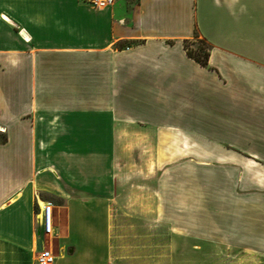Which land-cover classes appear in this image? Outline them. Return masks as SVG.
Returning <instances> with one entry per match:
<instances>
[{
    "label": "crops",
    "instance_id": "0c3cea01",
    "mask_svg": "<svg viewBox=\"0 0 264 264\" xmlns=\"http://www.w3.org/2000/svg\"><path fill=\"white\" fill-rule=\"evenodd\" d=\"M0 131V264H264V0H0Z\"/></svg>",
    "mask_w": 264,
    "mask_h": 264
},
{
    "label": "built area",
    "instance_id": "2783aa9c",
    "mask_svg": "<svg viewBox=\"0 0 264 264\" xmlns=\"http://www.w3.org/2000/svg\"><path fill=\"white\" fill-rule=\"evenodd\" d=\"M96 6H106L114 3V0H90ZM36 221L38 225V236L40 247L36 255L37 264H54L56 255L52 248L45 243L46 237H51L54 233V206L52 202H46L37 212Z\"/></svg>",
    "mask_w": 264,
    "mask_h": 264
},
{
    "label": "trees",
    "instance_id": "16d2710c",
    "mask_svg": "<svg viewBox=\"0 0 264 264\" xmlns=\"http://www.w3.org/2000/svg\"><path fill=\"white\" fill-rule=\"evenodd\" d=\"M198 46L195 49L189 47L190 44ZM184 48L188 56L196 60L200 65L206 67L209 63L210 50L212 48L211 44L196 32L193 39L184 40ZM7 141V135L5 133H0V143H5Z\"/></svg>",
    "mask_w": 264,
    "mask_h": 264
},
{
    "label": "rangeland",
    "instance_id": "374dc122",
    "mask_svg": "<svg viewBox=\"0 0 264 264\" xmlns=\"http://www.w3.org/2000/svg\"><path fill=\"white\" fill-rule=\"evenodd\" d=\"M133 1H135V0H133ZM198 46V44L196 43V45H192V44H190L189 45V47L190 48H192V49H195L196 47ZM0 133H3L2 131H0ZM45 243L47 244V246H50V238L49 237H46L45 238ZM58 251L57 250H55V253H57ZM34 256H33V253H32V260H34ZM33 262H35V261H33Z\"/></svg>",
    "mask_w": 264,
    "mask_h": 264
}]
</instances>
